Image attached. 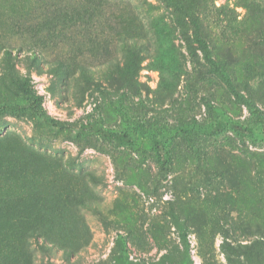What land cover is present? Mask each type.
Wrapping results in <instances>:
<instances>
[{"label": "rangeland", "instance_id": "374dc122", "mask_svg": "<svg viewBox=\"0 0 264 264\" xmlns=\"http://www.w3.org/2000/svg\"><path fill=\"white\" fill-rule=\"evenodd\" d=\"M192 2L212 59L264 123V0H0V107L24 105L25 83L56 122L0 110V264H27L13 241L32 264H185L177 224L193 264H264V130L204 61ZM134 35L150 51L131 78L119 38ZM206 102L245 133L191 144L180 125L219 120ZM41 212L67 256L35 247Z\"/></svg>", "mask_w": 264, "mask_h": 264}, {"label": "trees", "instance_id": "16d2710c", "mask_svg": "<svg viewBox=\"0 0 264 264\" xmlns=\"http://www.w3.org/2000/svg\"><path fill=\"white\" fill-rule=\"evenodd\" d=\"M167 1L170 2L171 0H167ZM171 4L174 7H176L179 11L181 12L183 11L180 7H177L173 3ZM195 4L196 2L191 3V24L194 28V33H193L194 39L198 44V50L202 53L204 61L210 66L211 73H213L216 77H218L222 81V83L226 86V88L231 92L234 98L237 101L241 102L253 114V116L257 120V123L260 126V129L264 130V123L261 118L262 116L261 112L255 107L252 101L246 99L245 97H243L238 93L235 86L232 84L230 77L227 74H225L223 69L217 64V62H215L212 59L206 41L203 40L199 34V25L195 17V11H196ZM119 39L121 42V48L125 53V56L127 57L129 63V73H130L129 75L132 78L133 76H135V68L137 66L136 60L137 59L139 60L141 58V55L145 56L150 51L148 45L149 43L145 35H134V37L131 39L127 38L126 36H122V37L120 36ZM185 41L188 42V39L186 37H185ZM191 54H192V50H191ZM32 56L34 57V55ZM3 58L8 61L10 59V56L8 53H5ZM79 69H80V75L84 79V81L87 83L91 82L92 71H88L83 66H81V68ZM112 69H113L112 66L109 67L108 68V70H110L109 72H112ZM64 73L65 71H63L60 67H58L55 70V75L59 78L63 77ZM20 92H21V98L24 101V105L21 106L19 104H3L0 107V110L12 114H17L20 111L29 110L31 115L37 120L45 123L50 127H56L55 120L49 114H47L46 110L42 107L43 104L42 95L33 94L25 83L21 85ZM205 105L207 107L208 117L210 118V117L219 116V120H217L213 126H209V127L206 126L205 124H199V122L195 120H193L189 124L180 125L179 126L180 130L184 135L191 132V144L193 137L199 135L214 136L218 134L220 130H222V128L226 126L231 129L239 130L241 134L245 133V129L239 126L238 124L230 122L225 116V114L222 113V110L220 108H215L208 102H206ZM108 137H110L119 144L126 143L125 135L110 133ZM152 144L153 146L158 147L159 143L153 140ZM159 152H163V149H161L160 147H159ZM92 175L90 176L92 177ZM77 202L79 204H84V199L83 198L77 199ZM33 216H34V221L37 222L33 224V228H31L30 232H31L32 240L35 243V247L38 248L43 254L51 252L53 248L56 249L57 251L59 250L58 248H61L60 250L62 251V253L67 256L69 252V248L67 247L65 241L60 237V234H58L55 225H49L47 223H44L43 221H46L48 218H46V216L42 212L39 213L38 215L33 214ZM19 219L20 220L24 219L26 221H29V219L27 220L23 216H20ZM176 227L179 230L180 241L184 251L185 264H193L190 255V243H189L188 235L179 224H177ZM25 232L29 237V226L27 227ZM12 240L13 239H11V241ZM116 244L118 246L120 260H122L123 258H127V249L124 240L119 237L116 239ZM12 249L13 252L24 253L26 256L27 264H32L30 258L27 256L28 253L27 244L25 243L23 244L21 241L20 242L13 241Z\"/></svg>", "mask_w": 264, "mask_h": 264}]
</instances>
